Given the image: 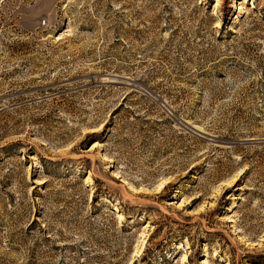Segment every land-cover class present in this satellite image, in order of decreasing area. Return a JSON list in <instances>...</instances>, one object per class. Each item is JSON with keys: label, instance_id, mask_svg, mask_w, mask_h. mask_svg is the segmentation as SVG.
<instances>
[{"label": "rangeland", "instance_id": "rangeland-1", "mask_svg": "<svg viewBox=\"0 0 264 264\" xmlns=\"http://www.w3.org/2000/svg\"><path fill=\"white\" fill-rule=\"evenodd\" d=\"M215 1L0 0V264H264V0Z\"/></svg>", "mask_w": 264, "mask_h": 264}, {"label": "bare ground", "instance_id": "bare-ground-1", "mask_svg": "<svg viewBox=\"0 0 264 264\" xmlns=\"http://www.w3.org/2000/svg\"><path fill=\"white\" fill-rule=\"evenodd\" d=\"M245 1H246V0H242L241 3H244ZM219 3H220V0H216V1H215V6H217ZM235 9H237V10L239 11L240 9H242V7L240 6V4H238V6H236ZM235 18H237V16H236ZM112 176H113V177H119V176H118V173L115 172V171H113ZM162 183H163V182L159 183L158 186H161ZM117 217H118V218H121V217H122V214L118 212ZM204 263L207 264V262H204Z\"/></svg>", "mask_w": 264, "mask_h": 264}]
</instances>
